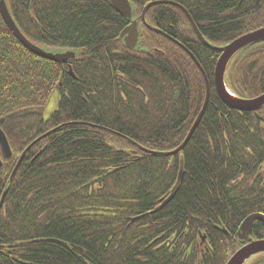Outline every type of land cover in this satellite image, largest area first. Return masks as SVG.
<instances>
[{"label":"trees","instance_id":"obj_1","mask_svg":"<svg viewBox=\"0 0 264 264\" xmlns=\"http://www.w3.org/2000/svg\"><path fill=\"white\" fill-rule=\"evenodd\" d=\"M128 1L140 19L154 0ZM171 1L212 45L264 25V0ZM6 3L27 39L76 56L60 64L33 54L0 17V128L11 148L7 159L0 151V264H225L240 246L241 221L264 214V108L221 101L219 52L180 9L147 10L148 23L192 52L210 85L190 139L166 154L185 140L205 98L184 49L144 25L140 49L126 48L119 35L128 20L108 0ZM226 82L240 97L264 93V41L233 57ZM252 237L264 238L262 222ZM246 264H264V254Z\"/></svg>","mask_w":264,"mask_h":264},{"label":"water","instance_id":"obj_2","mask_svg":"<svg viewBox=\"0 0 264 264\" xmlns=\"http://www.w3.org/2000/svg\"><path fill=\"white\" fill-rule=\"evenodd\" d=\"M108 1L110 2V4L113 6V8L116 10V12L120 16H122L123 18H125L129 21V24L124 29H122V31L120 32V35H119L120 38L122 39L124 45L126 46V48L131 49V50L140 49V47L138 45V38H139L138 22L136 19L132 18V7H131L130 2L128 0H108ZM156 4H171V5H175V6L180 7L184 11V13L186 14L188 20L190 21V23L192 25L194 32L196 33L197 37L202 42V44L205 45L206 47L212 49V50L220 52V56L216 62L214 72H213V82H214V88H215L217 95L219 96L221 101L226 106H228L232 109H236L238 111H254V110H258L264 106V93L254 97V98H243V97H240V96H237L236 94H234L230 90V88L227 86L226 81H225L226 69H227L228 64L232 60V58L242 48H244L248 45L254 44L256 42H259V41H264V26L257 29V30H254L252 32L246 33V34L234 39L233 41H231L230 43H228L224 46L216 47V46L211 45L209 42H207V40L199 32L196 24L192 20L191 16L187 12V10L185 8H183L181 5H179L173 1L157 0V1H152V2L148 3L147 5H145V7L143 8L142 13H141V19H142V21L146 27H148L149 29H151L155 32L164 34L163 31H161L157 28L151 27L145 21L146 11L152 5H156ZM0 17H1L2 21L4 22V24L7 26V28L12 32L14 37L27 50H29L33 54H35L39 57L60 63V64L66 63L69 60H72L75 58L76 52L73 50H62V51L49 50V49L42 48L39 45H37V44L31 42L29 39H27L22 34V32L19 30L17 25L15 24L10 12H9V9L7 7L6 0H0ZM164 35H166V34H164ZM166 37L169 38L170 40H172L173 42H175L176 44L180 45L189 54V56L193 59L195 64L200 69V71L204 77L205 83H206V92H205V99H204L203 105H202L195 121L193 122L190 130L188 131V134H187L185 140L182 142V144H180L173 151L166 153V154H171V153H176L183 148V146L190 139V137H191L193 131L195 130V128L197 127L198 123L200 122V120H201V118L205 112V109L207 107L208 100H209L210 86H209L208 78L206 76L204 69L202 68L201 64L198 62L196 57L193 55V53L190 52L186 47H184L182 44H180L178 41H176L175 39H173L169 35H166ZM69 72L73 75L70 67H69ZM37 140H39V139H37ZM36 141L32 142L27 147L26 150H28ZM0 149H1L3 157L9 158L11 156V149H10L9 142H8L7 137L1 128H0ZM26 150L23 151V153L21 154L14 170L12 171V173L10 175V179L8 181L9 183L11 182L12 177L14 176L15 171L18 168ZM1 165H2V162L0 159V167H1ZM181 175H182V173L180 172L178 179L181 178ZM176 187L177 186H175L173 188L171 195L159 206L158 209L162 208L173 197V195L176 191ZM6 193H7V187L5 188L3 194L0 198V207L3 203V200L5 198ZM255 220H260L264 223V216L262 214L252 213V214L248 215L241 222L237 234H238V238L242 242L244 240L248 239L249 234L252 233V226H253V222ZM223 231H225V230H223ZM202 238L205 239L204 236ZM262 253H264V239H260V240H250L249 239V243L245 244V245L241 246L239 249H237L230 256V258L227 260V262L225 264H246L251 258L256 257L257 255L262 254Z\"/></svg>","mask_w":264,"mask_h":264},{"label":"rangeland","instance_id":"obj_3","mask_svg":"<svg viewBox=\"0 0 264 264\" xmlns=\"http://www.w3.org/2000/svg\"><path fill=\"white\" fill-rule=\"evenodd\" d=\"M138 22H139V28H140L142 24L139 20H138ZM55 106H56V98H55V95L52 94L49 102L45 106L44 115L48 116L49 113L51 112V110H53L55 108Z\"/></svg>","mask_w":264,"mask_h":264},{"label":"flooded vegetation","instance_id":"obj_4","mask_svg":"<svg viewBox=\"0 0 264 264\" xmlns=\"http://www.w3.org/2000/svg\"><path fill=\"white\" fill-rule=\"evenodd\" d=\"M253 30H255V29H253ZM250 240H260V239H264V238H254V237H252V235H250ZM248 242H249V240H248Z\"/></svg>","mask_w":264,"mask_h":264},{"label":"bare ground","instance_id":"obj_5","mask_svg":"<svg viewBox=\"0 0 264 264\" xmlns=\"http://www.w3.org/2000/svg\"><path fill=\"white\" fill-rule=\"evenodd\" d=\"M170 195H171V194H170ZM170 195H169V196H170ZM169 196H168V197H169ZM168 197H167V198H168ZM167 198H166V199H167ZM166 199H165V200H166ZM165 200H164V201H165ZM164 201H163V202H164ZM163 202H162V203H163ZM162 203H160V205H161ZM160 205H159V206H160ZM240 224H241V223H240ZM239 227H240V225H238L237 232H238V230H239ZM225 231H226V233H229V231H228L227 229H225Z\"/></svg>","mask_w":264,"mask_h":264}]
</instances>
